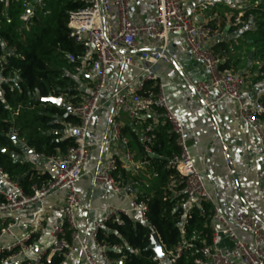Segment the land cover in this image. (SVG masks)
Here are the masks:
<instances>
[{"label": "built area", "instance_id": "obj_1", "mask_svg": "<svg viewBox=\"0 0 264 264\" xmlns=\"http://www.w3.org/2000/svg\"><path fill=\"white\" fill-rule=\"evenodd\" d=\"M47 1L0 0V4L7 8L18 7V18L29 29L35 20L41 21L42 15L47 18L50 16ZM75 1L80 3V7L69 13L67 27L69 37L81 47V51L78 54L66 53L65 58L76 64V71L93 74L92 91L82 101L68 108V113L79 120L78 123L67 124L72 132L73 144L61 155H42L54 164V177L33 185L31 193H26L21 185L0 167V257L5 253L9 254L6 260L1 259L0 264H50L55 257H61L59 264H71L77 257L82 264H116L117 260L109 256L108 250H120V246L99 242V231L105 228L107 222L123 225L124 216H133L138 221L149 223L148 202L138 200L135 196L130 198V186L124 185L123 181L115 177L119 166L125 168L133 162L130 140L124 135L119 118H114L111 132L104 141L97 144L89 141L92 122L105 106H109L118 116L128 113L132 118H137L153 108L163 111L177 137L179 151L169 159V163L179 176V183L184 185L187 213L193 208H198L203 216L211 219L209 244L194 231L191 237L185 238L173 249H167L160 234L152 228L150 235H157L164 252V256L158 257L159 264H178L186 252H191L195 264H264V216L255 218L241 212L230 219L221 210L192 156L184 120L171 109L163 85L159 83L157 92L146 90L149 80L159 78L155 68L158 62L177 61L182 56L171 39L174 35H180L192 57L208 72L206 80L197 81L192 85L202 107L209 109L224 100L234 101L240 120L252 130L264 156V103L246 102L242 75L221 69V64L228 59L227 49L220 48L219 53L213 49L214 45L223 41L227 27L245 23L246 8L239 6L234 14L222 18L220 13L209 14V11L218 6V0H201L193 4L187 0ZM139 2H145L154 10L151 18L143 21L134 19V6ZM200 13L208 14L209 21L201 20ZM252 18L253 15L250 14L248 19ZM223 19L225 25L221 28L220 22ZM215 21H218V24ZM140 37L144 39L141 45L144 63L139 66V76L128 87L108 92L109 69L135 64ZM2 47L4 52L0 57V95L4 97V85L19 78L7 72L10 58L17 55V47L5 38H2ZM58 120L59 118H56L54 122ZM146 132L142 147L146 153L154 155L151 148L154 136L150 129ZM9 134L19 140V133L14 126L10 127ZM114 144L124 148L123 159L113 151L103 169L92 175L98 183L116 195L127 198L128 203L125 206L102 207V218L91 224L90 237L99 249V259L79 232L76 212L82 207V203L77 186L84 175L90 149L94 145ZM225 151L227 152V149ZM61 190L64 192L61 218L49 229L50 245L35 251V240L37 235L44 231L47 220L44 201L50 194ZM259 193L264 196V188H260ZM30 207L37 209L33 227L20 235L16 229L21 223L23 212ZM181 233L184 236L187 234L185 224ZM224 242H229L230 246H225Z\"/></svg>", "mask_w": 264, "mask_h": 264}, {"label": "crops", "instance_id": "obj_2", "mask_svg": "<svg viewBox=\"0 0 264 264\" xmlns=\"http://www.w3.org/2000/svg\"><path fill=\"white\" fill-rule=\"evenodd\" d=\"M199 1L201 0H187L192 4ZM141 3L146 4L139 2L134 6L136 21H143L153 16L146 17L137 12ZM250 4V0H218V6L209 11V14L220 13L222 18H225V15L228 16L231 11H236L239 6L246 8ZM199 17L201 20L209 21L208 14L200 13ZM215 22L218 24V21ZM232 28L226 30L222 41L227 49L229 70L242 75L245 100L252 104L255 101H261L264 97V74L260 72L263 63L260 58L253 60L255 51L248 56V49L242 48L247 43H252V40L247 41L248 37H246L250 34H242L244 27ZM171 39L182 56L177 61H162L155 65L159 77L158 82L163 85L171 109L184 120L192 156L204 174L211 195L230 219L241 212L248 213L255 218L264 216V196L259 193V189L264 188V156L254 133L240 120L234 101L224 100L209 109L202 107L200 98L194 92L192 85L197 81L206 80L208 72L192 57L180 35H174ZM143 42L144 39L140 37L134 65L109 69L108 92L128 87L139 76V66L144 63L141 51ZM213 47V49L218 48L217 45ZM246 55L249 59L245 58ZM254 64L260 65L259 69L254 68ZM63 69V74L74 80L73 88L79 98L78 102L82 101L92 91L93 74L80 73L75 68ZM61 97L63 98L62 103L57 105L66 106L67 110L68 107L77 104L66 94H62ZM114 118H119L123 133L130 140L129 147L133 154V162L125 168L134 175L141 173L148 180L151 179V175L147 173L146 163L140 154V146H142V139L147 133V129L159 128L167 122L163 111L153 108L137 118H132L128 113H121L118 116L109 106H105L97 113L92 122L89 141L94 144L104 141L111 132ZM262 120L264 122V117ZM68 123H64V134L72 137ZM19 140L22 145H26L24 140L20 138ZM116 146L115 144L112 146L94 145L90 149L89 160L84 167V175L77 186L82 203V207L78 208L76 212L79 232L99 259V249L90 237L91 224L102 218V207L106 205L125 206L128 203L127 198L116 195L109 188L98 183L92 175L103 169L113 151L123 159L124 148L118 147L120 145ZM29 149H24L21 158L29 162L31 168L36 169L40 174H46L48 180L54 177L56 174L54 164L33 150L29 152ZM134 196V191H131L129 197ZM63 200L64 192L62 190L50 194L45 199L47 220L44 231L39 233L35 240V245H38L35 251L49 247V229L61 218ZM36 215V207L27 208L22 214L21 223L16 229L17 233L22 235L30 231ZM223 244L230 246L229 242ZM71 264H82V262L77 257Z\"/></svg>", "mask_w": 264, "mask_h": 264}, {"label": "trees", "instance_id": "obj_3", "mask_svg": "<svg viewBox=\"0 0 264 264\" xmlns=\"http://www.w3.org/2000/svg\"><path fill=\"white\" fill-rule=\"evenodd\" d=\"M250 1L251 4L245 9V23L233 28L242 26V34L256 36L252 43L259 48V58L263 60L260 72L264 74V0ZM79 7L80 3L75 0H49L47 9L54 10L53 17L46 19L45 26L35 20L27 29L18 18V7L7 8L0 4V57L4 52L2 38H5L17 47V55L10 58L7 72L19 78L6 83V95H0V167L26 193H31L33 185L48 181V177L31 168L30 163L21 158L24 145L18 146L13 141L9 134L10 127L14 126L27 148L38 155H61L73 144V137L64 134V123H78V118L69 114L66 106L39 98L66 94L74 102L79 101L73 88L74 80L63 74V68L74 69L76 66L65 58V54H78L81 51V47L69 37L67 27L69 13ZM250 14L253 15L251 20L248 19ZM224 25L225 19L221 21V28ZM217 46L226 47L223 42ZM221 69L229 70V61L222 63ZM158 88V80L146 83L148 92H157ZM261 101L264 103V97ZM56 118L59 120L54 122ZM151 134L154 136L152 151L159 157L151 156L140 146V154L151 179L148 180L141 173L134 175L121 166L115 173L117 179L130 186L136 199L148 202L149 223L138 221L133 216H124L123 225L107 222L97 235L99 242L120 246V250H108L109 256L117 260L116 264H159L156 253L149 249L152 228L160 234L167 249H173L185 238L191 237L194 231L206 243H211V219L203 216L198 208L187 213L184 185L179 183V176L169 163V159L179 151L177 137L170 124L166 122L151 130ZM184 224L187 230L185 236L181 233ZM8 257V253L3 254L0 262ZM194 259L191 252H186L178 264H195ZM60 260L61 257H55L50 264H59Z\"/></svg>", "mask_w": 264, "mask_h": 264}, {"label": "rangeland", "instance_id": "obj_4", "mask_svg": "<svg viewBox=\"0 0 264 264\" xmlns=\"http://www.w3.org/2000/svg\"><path fill=\"white\" fill-rule=\"evenodd\" d=\"M49 1V0H48ZM47 1V2H48ZM49 11V10H48ZM53 11L54 10H50L49 12H50V18H52L53 17ZM137 12H140V13H142V15L143 16H146V17H149L150 15H154V11L152 10L151 11V8L149 7V5H147V4H143V3H141L140 5H139V10H137ZM55 13V12H54ZM229 13V12H228ZM235 13V11L233 10V11H231L230 12V14H228V15H232V14H234ZM46 19H47V17H43V15L41 16V21H39V24L41 25V26H44V24H46ZM246 37H248L247 38V41H250V40H252V39H254L256 36L255 35H250V36H246ZM246 48V49H248V56H250L251 55V53H253V51H255L256 53H255V58L253 59V60H256V59H258L259 58V48L255 45V44H253V43H247L245 46H242V48ZM220 49V48H219ZM218 48H215L214 49V51L216 52V53H219L220 52V50H219ZM248 56L246 55L245 56V58L246 59H249L248 58ZM263 61V60H262ZM259 67H260V65H258V64H254V68H257V69H259Z\"/></svg>", "mask_w": 264, "mask_h": 264}, {"label": "water", "instance_id": "obj_5", "mask_svg": "<svg viewBox=\"0 0 264 264\" xmlns=\"http://www.w3.org/2000/svg\"><path fill=\"white\" fill-rule=\"evenodd\" d=\"M29 10H31V8ZM226 30H229V27H227ZM224 37H225V35H224ZM222 40H224V38ZM39 99L42 100V101H50V102L55 103V104H58V105H60L61 102H62V99L60 97H56V96H53V95H50V96L44 97V98L43 97H40ZM11 138L13 139V141L18 146H21L22 145V143L19 140H17L16 137L11 136ZM23 148L26 150L27 149V146L24 145ZM31 151L32 150L29 149V152H31ZM151 156H154V155H151ZM155 157L158 158L159 156L158 155H155ZM129 190H130V187H128V191ZM37 248H38V245H35V249H37ZM149 249L153 250L156 253L157 257L164 256V252L162 251L161 244H160V242H159L158 237H157L156 234L151 235Z\"/></svg>", "mask_w": 264, "mask_h": 264}]
</instances>
